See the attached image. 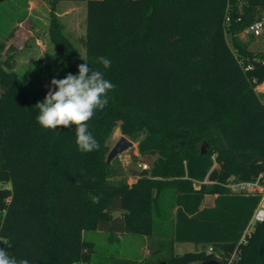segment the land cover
<instances>
[{
	"label": "trees",
	"instance_id": "obj_1",
	"mask_svg": "<svg viewBox=\"0 0 264 264\" xmlns=\"http://www.w3.org/2000/svg\"><path fill=\"white\" fill-rule=\"evenodd\" d=\"M246 4L264 8V0ZM86 6L85 58L56 22L53 39L69 73L77 75L87 62L116 85L105 109L88 122L98 150L78 149L75 126L41 127L35 106L41 101L4 68L0 42V238L11 243L6 251L30 264H105L93 259L85 237L97 229L159 238L167 254L110 264L214 258L264 264V222L254 239L241 241L259 197L230 194L221 185L264 172V93L256 90L264 82V52L238 36L256 18L240 14L239 0H86ZM98 56L109 58L111 68L97 64ZM251 60L261 63L248 68ZM117 125L141 137L134 160L150 163L131 172L132 183L116 158L107 163L106 141ZM204 140L209 146L202 155ZM206 179L212 183L196 187ZM207 194L217 195L211 207L203 206ZM92 195H100L98 204ZM175 243L203 248L179 255Z\"/></svg>",
	"mask_w": 264,
	"mask_h": 264
},
{
	"label": "rangeland",
	"instance_id": "obj_2",
	"mask_svg": "<svg viewBox=\"0 0 264 264\" xmlns=\"http://www.w3.org/2000/svg\"><path fill=\"white\" fill-rule=\"evenodd\" d=\"M239 8L240 14L247 13V16L253 18L264 12V8L252 11L246 0H239ZM86 15V0H1L0 42L6 46L1 61L6 70L15 71L20 76L24 90L31 98L43 102L51 87V80L63 79L69 74L65 61L56 51L53 39L55 22L59 24L57 31L79 50L83 59L85 58ZM247 28L248 26L238 32V36L249 44L251 50L264 52V34L258 38L252 37L247 34ZM227 37L230 40L228 34ZM259 84H262L259 92L264 93V82ZM122 136L130 139L133 146L115 158L128 181L132 183L135 177L131 172L142 170L143 164H147L149 169L150 163L134 160V156L139 154L138 143L141 137H129L122 132L119 125L106 141L107 155ZM204 143L208 149L209 141L204 140ZM213 202L214 195H206L204 206L210 207ZM165 203L166 206L171 204L170 192L165 195ZM257 225L246 235V243L254 239ZM85 237L91 243L93 259L100 263L110 264L113 259L142 261L146 258L159 260L167 257L166 252L161 250L159 238L129 233L112 234L97 229L86 230ZM202 248V244H174V251L179 255L196 252Z\"/></svg>",
	"mask_w": 264,
	"mask_h": 264
},
{
	"label": "clouds",
	"instance_id": "obj_3",
	"mask_svg": "<svg viewBox=\"0 0 264 264\" xmlns=\"http://www.w3.org/2000/svg\"><path fill=\"white\" fill-rule=\"evenodd\" d=\"M95 62L103 69H110L112 61L106 56H98ZM115 84L105 78L104 72L93 70L87 62L78 66V74L71 73L63 79L51 80V87L43 102L35 106L39 109L37 122L42 128L56 130L75 126L76 144L82 152H93L100 148L99 142L89 131L88 122L97 110H104L109 103V93ZM55 89V90H53ZM100 195H92L93 204L100 202ZM0 264H30L27 259H17L9 255L6 248L11 243L0 238Z\"/></svg>",
	"mask_w": 264,
	"mask_h": 264
},
{
	"label": "built area",
	"instance_id": "obj_4",
	"mask_svg": "<svg viewBox=\"0 0 264 264\" xmlns=\"http://www.w3.org/2000/svg\"><path fill=\"white\" fill-rule=\"evenodd\" d=\"M226 22H230V17L227 16ZM247 34L251 35L252 37L258 38L264 34V13L258 16L247 28ZM252 66L249 65L248 68ZM262 84H258L256 86V90L259 92L261 91ZM214 160V166L216 165L215 155L212 156ZM213 166V167H214ZM143 169L147 170L148 165L143 164ZM202 183H212L207 179L203 182L196 181V186L199 188L201 187ZM230 194H238V195H254L258 196L259 200L258 203L252 213L251 219L248 223V226L244 232V235L241 239L244 243H246V235L251 232L253 227L258 223L264 222V172L258 174L255 179L252 180H241L236 181L234 178H229L226 182L221 184ZM208 251H213L212 247L208 248Z\"/></svg>",
	"mask_w": 264,
	"mask_h": 264
},
{
	"label": "water",
	"instance_id": "obj_5",
	"mask_svg": "<svg viewBox=\"0 0 264 264\" xmlns=\"http://www.w3.org/2000/svg\"><path fill=\"white\" fill-rule=\"evenodd\" d=\"M260 61H255V60H251V64L253 65H258L260 64ZM222 144L223 147L225 148V150L229 151V152H233V150L229 147V144L227 142V140L222 137ZM133 146V142L128 139L127 137L122 136L119 141L114 145V147L110 150L108 157H107V163H111L112 160L117 157L118 155L122 154L124 151L128 150L129 148H131ZM207 151V144H203V146L201 147V154H205ZM258 160H263L260 157H257ZM198 264H220V261L218 259H211L208 261H203L200 262Z\"/></svg>",
	"mask_w": 264,
	"mask_h": 264
},
{
	"label": "crops",
	"instance_id": "obj_6",
	"mask_svg": "<svg viewBox=\"0 0 264 264\" xmlns=\"http://www.w3.org/2000/svg\"><path fill=\"white\" fill-rule=\"evenodd\" d=\"M196 185V184H195ZM197 188H199L198 186H196ZM207 195H209V194H207ZM214 195V201H215V198L217 197V195L216 194H213ZM206 197V196H205ZM213 204H214V202H213ZM203 206H204V202H203ZM213 206V205H212ZM204 207H206V206H204ZM211 207V206H210Z\"/></svg>",
	"mask_w": 264,
	"mask_h": 264
}]
</instances>
